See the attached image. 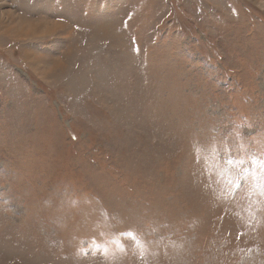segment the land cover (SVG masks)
<instances>
[{
    "label": "rangeland",
    "instance_id": "1",
    "mask_svg": "<svg viewBox=\"0 0 264 264\" xmlns=\"http://www.w3.org/2000/svg\"><path fill=\"white\" fill-rule=\"evenodd\" d=\"M0 264H264V0H0Z\"/></svg>",
    "mask_w": 264,
    "mask_h": 264
}]
</instances>
